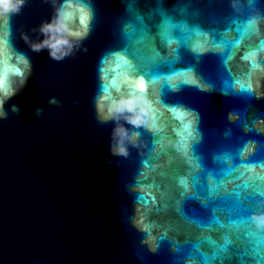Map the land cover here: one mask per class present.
I'll return each instance as SVG.
<instances>
[{
	"label": "water",
	"instance_id": "obj_1",
	"mask_svg": "<svg viewBox=\"0 0 264 264\" xmlns=\"http://www.w3.org/2000/svg\"><path fill=\"white\" fill-rule=\"evenodd\" d=\"M173 2L165 0V6L171 7ZM129 3L131 0H94L92 30L83 41L88 51H76L61 61L49 58L46 49L31 51L19 38L21 29L30 39L40 38L30 29L49 18L52 8L46 0H27L12 16L14 43L29 56L33 72L23 90L6 102L7 116L0 119V264H184L190 245L171 223H183L173 209L152 213L160 225L157 234L168 232L157 240L154 252L142 242L145 233L132 224L133 205L142 199L133 191L136 176L141 161L151 155L154 138L139 129L141 139L147 142V148L140 151L146 155L141 156L132 146L127 157L112 155L109 134L113 123L99 122L91 104L98 86L99 58L125 43L122 27L130 19L125 12ZM192 8L201 9V16L190 20L221 30L223 20H214L241 19L248 13L245 4L237 16L228 0H198ZM257 8L264 12V0H259ZM239 54L230 62L234 73L239 72ZM180 55L179 61L162 70L193 66L202 82L214 85L210 91L185 85L164 97L166 103H181L199 113L202 139L198 151L206 166L216 168L214 153L250 139L257 142L252 158L264 160V134L253 127L256 120L264 121V97L256 99L254 94L233 91L224 95L222 79L230 76L219 54L209 52L197 59L181 48ZM51 97L56 104L48 102ZM12 104L19 106V112L10 110ZM37 108L41 109L39 115ZM228 113L237 119L230 121ZM162 182L170 184L171 195L179 198L171 180ZM182 207L197 219L207 220L212 214L210 207L195 199H185ZM210 234L220 240V233ZM173 237L181 251L174 250ZM202 249L212 251L207 244ZM222 264L239 261L233 255L225 257Z\"/></svg>",
	"mask_w": 264,
	"mask_h": 264
},
{
	"label": "clouds",
	"instance_id": "obj_2",
	"mask_svg": "<svg viewBox=\"0 0 264 264\" xmlns=\"http://www.w3.org/2000/svg\"><path fill=\"white\" fill-rule=\"evenodd\" d=\"M26 2L0 0V119L7 116L6 102L23 90L33 72L29 56L16 47L12 31V16ZM46 2L52 8L49 18L30 29L40 38L30 39L22 29L19 38L33 52L46 49L55 61L76 51L87 52L83 41L92 30L94 0ZM196 2L174 0L171 7H166L165 0H131L125 9L130 19L122 27L125 43L99 58L98 86L91 104L99 122L113 123L109 134L112 155L127 157L129 146L137 148L141 156L146 155L140 151L147 148V142L141 139L139 129L154 138L151 155L141 161L133 188L142 199L133 205L132 224L145 233L142 242L150 251H156L158 239L168 236L167 231L157 234L160 225L152 213L171 208L183 221L171 223L185 235L184 243L190 245L184 264H222L225 257L231 259L233 255L239 264H264V160L252 158L257 142L250 139L214 153L212 160L217 167L208 168L198 151L202 139L199 113L181 103H166L164 97L185 85L204 91L214 85L202 82L193 66L162 70L181 59V48L197 59L205 53H216L229 68L230 79L223 78L220 89L224 95L233 91L254 94L256 99L264 97V12L257 8L259 0H228L237 16L245 4L248 13L241 19L214 20L213 23L223 20L225 26L221 30L190 20L201 16V9L192 8ZM238 53L239 72L234 73L230 62L236 60ZM48 102L56 104L57 100L51 97ZM10 110L20 109L12 104ZM40 112L37 108L36 114ZM228 119L235 121L237 116L228 113ZM253 127L264 134V121L256 120ZM244 131H248L247 126ZM164 180L174 183L179 198L171 195V185ZM185 199L210 207L211 216L207 220L189 216L182 207ZM212 232L220 233L219 241ZM172 239L174 250L181 251L179 242ZM203 244L212 251H204Z\"/></svg>",
	"mask_w": 264,
	"mask_h": 264
}]
</instances>
